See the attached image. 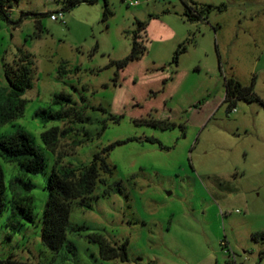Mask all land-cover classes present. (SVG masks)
Masks as SVG:
<instances>
[{"label": "rangeland", "instance_id": "obj_1", "mask_svg": "<svg viewBox=\"0 0 264 264\" xmlns=\"http://www.w3.org/2000/svg\"><path fill=\"white\" fill-rule=\"evenodd\" d=\"M107 1L112 14L106 19L105 0L69 9L65 0H20L11 21L0 16V86H7L5 66L16 65L20 50L30 53L33 63L25 114L2 125L0 134L27 130L47 160L43 172L26 176L36 185L31 223L12 214L10 180L21 171L0 156L8 187L0 215V260L264 264V240L254 238L264 231V107L242 99L229 110L224 102L231 77L254 85L264 99V0ZM188 6L206 9L205 20L191 18ZM60 11L64 20H53L51 14ZM137 31L145 52L119 69ZM181 44L186 51L176 63ZM61 91L72 94L84 119L45 124L36 118L39 108H58L53 97ZM167 124L174 126L163 128ZM52 126L74 128L57 152L46 149L42 139ZM74 140L82 143L75 147ZM117 141L126 142L109 152L114 171L102 174L107 181L98 183L92 208L75 206L71 213V221L86 230L68 233L74 251L66 243L54 253L42 241L49 175L61 164H88ZM118 184L121 191L102 195ZM89 233L114 245L128 241L129 261L102 259Z\"/></svg>", "mask_w": 264, "mask_h": 264}, {"label": "trees", "instance_id": "obj_2", "mask_svg": "<svg viewBox=\"0 0 264 264\" xmlns=\"http://www.w3.org/2000/svg\"><path fill=\"white\" fill-rule=\"evenodd\" d=\"M20 0H0V16L8 21L12 18V9ZM97 0H65L67 9L77 6L82 2L93 3ZM212 6L207 7V11ZM189 12L197 19L205 20L206 9L198 10L188 6ZM112 11L109 8L108 1L105 0L104 18L106 19ZM27 15L23 13L22 17ZM37 15V14H35ZM191 18H194V17ZM18 21V24L22 21ZM37 26L43 31L40 20H37ZM140 27L145 28V23L140 22ZM140 31L134 33L131 53L124 59L117 62L118 68H125L128 63L140 57L145 52V46L139 40ZM186 51L185 44H181L174 55V62L178 63V58L182 52ZM20 57L16 65L6 64L5 77L7 86H0V127L6 123L12 122L25 114L28 100L24 97L26 91L33 87V67L31 54L19 51ZM67 70L64 69L63 73ZM254 86V85H253ZM253 86H244L238 79H226L225 100L228 109H233L239 100L247 102H259L264 107L262 99L255 91ZM53 104L58 108L46 107L39 108L35 112V117L43 123L48 124L52 121L65 122L84 119L80 115L75 105L71 93L66 91L57 92L53 97ZM105 110L103 107H99ZM151 124L160 126L158 121L153 120ZM174 124H167L163 128H169ZM74 132L72 126H52L42 133V139L46 149L57 152L60 141L63 138L71 137ZM88 134V132H86ZM149 141L157 142L156 138H146ZM126 141H117L105 147L101 153H96L92 161L80 167L66 164L59 165L49 175L48 190L49 198L43 214L42 241L43 244L57 253L68 241L70 231L82 232L87 226L73 223L71 213L75 206L92 208L91 199L98 183L106 184L107 179L102 174L112 175L114 167L108 162L109 152L116 146ZM82 141H73V146L77 147ZM0 156L10 162H16L21 171L20 175L10 180V189L12 191V214L20 222H36V214L33 211L34 198L31 195L36 185L31 179H26L29 174H40L45 170L46 157L43 150L37 145L33 136L25 129H18L12 133L0 134ZM62 161V153L59 154L57 162ZM5 170L0 163V215L6 208V202L3 194L7 190ZM122 185L118 184L115 188L106 187L103 196H109L112 191L122 190ZM12 227L17 228V222L10 220ZM90 242H95L99 246V253L104 260L120 259L122 262L129 261L128 241L121 245H114L109 242L100 233H89ZM254 238L264 240V231L254 234ZM69 251H74L75 245L72 242L67 243ZM0 264H32L27 261H19L12 256L0 260Z\"/></svg>", "mask_w": 264, "mask_h": 264}, {"label": "built area", "instance_id": "obj_3", "mask_svg": "<svg viewBox=\"0 0 264 264\" xmlns=\"http://www.w3.org/2000/svg\"><path fill=\"white\" fill-rule=\"evenodd\" d=\"M58 13H59V14H58ZM58 13H53V14H51V18H52L53 20H60V19L64 20V12H63V11H60V12H58Z\"/></svg>", "mask_w": 264, "mask_h": 264}]
</instances>
